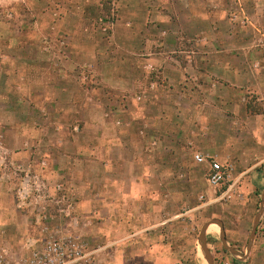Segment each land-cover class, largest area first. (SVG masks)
<instances>
[{
  "label": "rangeland",
  "instance_id": "1",
  "mask_svg": "<svg viewBox=\"0 0 264 264\" xmlns=\"http://www.w3.org/2000/svg\"><path fill=\"white\" fill-rule=\"evenodd\" d=\"M183 1L189 0H0V20L6 23L2 27L5 39L4 44L0 43V61L5 69H11L10 80L25 83L28 88L12 89L11 96L18 102L12 111L0 106V125L5 127L0 129V211L9 213L8 221L0 219V264H24L36 248L59 233L76 237L82 232L89 233L84 224L88 225L93 218L86 211L105 199L124 207L123 212L114 216L120 222L118 227L110 232L116 246H107L96 257V264L110 261L113 257L110 248L123 264H139L138 258L128 259L138 253L140 258L144 255L145 264H201L205 260L197 237L201 225L213 218L223 220L227 244L240 253L233 256L222 247L219 233L210 234L208 248L215 264H264V215L253 246L244 257L262 187L255 188L254 182L251 185L249 180L242 181L239 186L245 187V194L238 193L231 177L219 187L208 185V163L197 164L193 156L202 154L217 159L213 158L215 150L211 145H197L196 118H175L171 110L172 114L158 126L145 120L153 128L154 137H146L144 142L137 130L142 120L136 114L130 115L124 121L128 125L124 145L130 148H116L111 154L114 161L127 163L124 175L119 174V164H114L112 181L106 182L98 198H95L96 190L90 188L100 184L95 181L94 170L79 162L73 165L75 151L88 152L95 133L90 126L106 120L109 108L107 99L101 96L107 95V88L124 91L128 96L152 93L151 102L137 103L129 98V109L135 113L138 106H145L158 111L164 105L157 98L156 85L151 84L163 79L164 64L177 67V71L169 72L172 75L182 74L174 57L179 58L180 66L186 64V57L195 63L194 59L198 60L201 54L195 52L208 46L203 39L209 27L199 23L196 30H190ZM256 1L262 6L259 15L250 14L249 8L241 12L233 2L225 5L217 0H197L193 7L219 10L217 17L224 19L218 21L223 32L234 29L249 32L239 45L255 51L256 61H260L264 59V0ZM28 42L32 48L26 54L24 47ZM228 44L227 40L225 45ZM210 51L215 53L211 46ZM12 58H16L18 69L10 65ZM26 64L34 67L21 70ZM58 68L64 72L58 73ZM43 75L59 78L62 84L59 88L66 90L55 96L61 108L72 109L70 100L76 94V109L84 113V118H74L77 114L73 108L72 113L64 111L59 123L55 117L48 116L45 103H39L38 111L29 109L24 101L26 95L47 94L41 84ZM120 79L123 81L118 87L116 82ZM90 94L100 96H95L99 99L98 109L94 100L89 101ZM174 105L170 108H175ZM81 125L82 132L74 130V126ZM186 131H190L188 137ZM176 132H182L180 142L171 145L170 137ZM22 145H31V155L23 153ZM3 146L10 152L2 150ZM98 157L100 160L99 154ZM51 160H58L63 173L47 169ZM43 161L47 162L46 166ZM133 161L138 163L134 172L130 165ZM64 173L74 179L67 181ZM134 181L140 194L136 198L121 197L128 193V185ZM100 207L98 210L106 217L105 207ZM155 247L159 253L152 252ZM154 255L160 257L159 262L152 261Z\"/></svg>",
  "mask_w": 264,
  "mask_h": 264
},
{
  "label": "crops",
  "instance_id": "2",
  "mask_svg": "<svg viewBox=\"0 0 264 264\" xmlns=\"http://www.w3.org/2000/svg\"><path fill=\"white\" fill-rule=\"evenodd\" d=\"M217 1L223 2V4L225 5H227L228 3L231 4V2H233L237 10L239 9V11L241 12H244L245 9L249 8V12L252 15H259L262 9V6L258 5V1L256 0H249L247 4L244 3V0ZM195 2H197V0H189L188 2L183 1V5H185V8L187 10V20L189 23H191L188 28L194 31L198 28L199 23H201L202 25L206 24L207 27H209L207 30L208 34L204 36L203 40L205 43H208V46L202 47L201 52H195V54L201 53L200 56L197 57L198 60L194 59L195 63L192 62L191 57H186L188 61L183 66H180L181 63L179 62V58L174 57L177 60L176 61L174 59L175 64H177V66H179L184 72L182 74L173 73L172 75V73L169 72H171L172 70L177 71V67H175V65L173 66L164 64L163 72H161L162 75H164L163 79L160 82H152L151 84L152 87H155L156 85L157 91H159L157 98H159V102L163 104L164 107L157 111L156 108L154 109L152 107L146 108L145 106H138V108L134 111L135 113H131L127 102L128 99L130 98L132 101L137 100V103H140L141 101L145 102V100H147V102H151L154 96L149 92L148 94L139 95L137 93L133 96H128L124 91H113V89L107 88V95L101 96V98L107 99L106 104L109 108V113L106 114V120L104 121V123H94L90 126V130L95 131V133L91 144L88 146V152L76 153L75 151V159L73 163V165H78L77 162H79V165L85 164L86 167L89 166L91 170H94L95 175L93 176L95 177V181L97 183L100 182V184L97 186H90L92 190H96L97 192L95 198H98V192L102 191V189L106 187V182L110 183L112 181L110 179V175L111 169L114 167V164H119L118 166L121 167V172L119 173L120 175H122L127 165V163H119V161H114L115 158L111 157L113 150L116 148H123V150H128V148H130L125 147L124 145L127 144L125 142V139L128 135V125H126V122L124 121L129 118L130 115L136 114L137 117L142 120V123L139 127H137V130L139 131V135L141 136L140 138H142L145 142L146 137H154V130L150 125L147 126L144 122L149 120L154 122L155 126H158L159 124H161V120L171 115V110H174L175 118H185L188 120L196 118L198 126H196L197 128L195 131V141L197 145H201L202 143V145H209V147L212 146V150H215L213 158L215 157L217 159V162L219 161L220 163H228L232 166L233 172L231 178L236 183V185L234 186L235 192H243L245 194V187L243 185L239 186V183L242 181L247 182L249 180L251 185L254 182L253 186L255 185V188L262 187L260 195L261 200L264 192V59L256 61V56H254L255 51H252L251 49L245 50L239 45V42H243L245 38L248 37L249 32L241 31V29H234L230 32H223L218 23V21L224 20L222 19V17H217L219 16V10H211L209 8H203L204 10H199L195 8ZM14 5L17 6V4ZM194 5L195 7H193ZM203 5H205V3ZM239 14L241 13L239 12ZM227 20L230 21L232 19ZM244 24L245 23H243V25ZM5 25L6 23L0 20L1 44L3 43V39H5V35L2 32V27H4ZM227 40L229 44L225 45V42H227ZM209 45L215 51L214 54L209 53L211 52ZM1 48L2 47L0 46V49ZM31 48L32 46L30 42H28L24 47V51L26 52V54ZM227 55H229L230 57H227ZM12 61L13 62H10V65L14 64L15 68L18 69V66L16 67L15 65L16 58H12ZM1 62L2 61H0V78H2V80L0 79V106L5 105L6 108L12 111L13 109H15V106L18 102L11 96V92L17 87H23V90L28 88L25 87V83H16L10 80L9 75H11V69H5V67L2 66ZM31 66L32 65L26 64L24 67H21V70L28 71L29 67ZM42 68L44 70H47V68L45 67ZM62 72L64 71L58 68V73ZM43 76L44 77L41 84L45 89L43 91H46L47 94L26 95L28 96V98L24 99V101L28 103L29 109L38 111V109L41 107L39 103H45V106L48 108V116H50V118L52 116L55 117L59 123L62 122L61 117H64L62 115L64 114V111L68 110L66 112L72 113L73 108L74 112H76V114L78 115H74V118H84V113L81 112L80 109L79 111L76 109V97L74 96L76 94H73L70 100V106L72 107V109L61 108L59 100L57 99V97H55L56 95H59V93L66 91L59 88L62 87L61 81H59V78L57 79L52 75ZM122 81L123 80L120 79L119 82H116L119 84L118 87L120 86ZM70 84L71 82L68 81L67 85ZM132 84L135 85L136 82L133 81ZM49 87H53V89H50ZM120 89L122 90V88ZM248 94L252 95L249 96ZM90 95L91 97L89 98V101L94 100L96 105L95 108L98 109L99 104L97 103H99L98 97L100 96L97 94ZM96 95L98 97H95ZM174 95H176V97ZM182 97H184V100H182ZM103 99L102 101H104ZM122 103L123 105H121ZM172 104H175V108H170ZM42 113H44V111H42ZM91 114L94 115L92 111ZM155 119L159 121L157 122ZM4 128L5 127H2L0 125V129ZM112 128H114L113 132H111ZM146 128H148V130H146ZM185 128L187 129L188 126H186ZM74 130L77 132H82L83 127L82 125L79 127L74 126ZM189 132L190 131H186L185 133L187 134V137ZM181 136L182 132H176L172 134L170 137L171 145H177L178 142H180V139L178 138H180ZM189 144L193 143L189 142ZM22 146L23 153H28L29 155H31V145L30 147L28 145ZM73 148H76V146H74ZM1 149L10 152L8 147L6 146H3V148ZM98 154L101 157L100 160ZM50 162L51 164L48 163L47 169L50 168V170L52 169V172H55L57 174L60 172L63 173L60 168V164H58V160H51ZM87 162L88 165L86 164ZM43 164L46 166L47 162L43 161ZM130 165L131 167H133L134 172V168L138 166V163L134 164L133 161V163L130 162ZM239 169H242V171L239 172ZM64 174L67 181H72V179H74L70 174ZM74 176L76 179L77 174H75ZM129 177L132 178L131 176ZM80 179L82 180V178ZM127 191L128 193L121 194V197L127 196L130 198L132 195L134 198H136L135 195L140 194L139 185L136 183V181L129 183ZM90 193H93V191ZM80 201L88 206V203L83 199H81ZM99 205L101 207H105L106 217H103L101 215V210H98ZM91 207L92 210H89V212L86 211V213H89V215L92 214L93 221L88 222V225L87 223L84 224L85 229L87 230L88 226L90 232H82L77 237L87 246L86 252L90 255V261L88 264H96V257L101 252H103V250L106 249L107 246H110L111 244L113 246H116L115 242L111 240L112 238L110 237V232L113 233L114 229L118 227V224L120 222L118 220L116 221L114 216L115 214L119 213V211L123 212L122 209L124 205H120L119 202L117 203L114 201H109V199H105L100 200L97 205ZM7 214L9 213H7L5 210L0 211V219L2 220V222L5 220L8 221ZM212 220H217L222 224L226 239L227 234L225 232V226L223 220L220 218H213L205 221L200 227L199 234L203 225ZM213 225L217 226L220 238L219 226L216 224H211L210 226ZM207 230L205 232V240L206 248L209 251L207 236L213 233L217 234V232H207ZM198 237L197 243L201 251ZM109 251L113 252V257L110 259V261L106 260V264H123V262H121L122 260L119 261L120 257L115 256L114 249L110 248ZM152 252L159 253V249L155 247ZM237 253L239 252L237 251ZM141 257L142 258H140V254L138 253L137 255L129 256L128 259H131L130 261H133L134 259L138 258L141 264H145L146 259L144 258V255H142ZM211 257L213 258L212 255ZM152 261L159 262L160 257L154 255ZM205 262L207 263L206 260ZM213 263L215 264L214 259Z\"/></svg>",
  "mask_w": 264,
  "mask_h": 264
},
{
  "label": "built area",
  "instance_id": "3",
  "mask_svg": "<svg viewBox=\"0 0 264 264\" xmlns=\"http://www.w3.org/2000/svg\"><path fill=\"white\" fill-rule=\"evenodd\" d=\"M197 164L208 163L207 183L210 187H219L230 180L233 172L231 165H222L202 154H196ZM87 246L78 237L69 233H59L39 248H36L24 264H88L90 255Z\"/></svg>",
  "mask_w": 264,
  "mask_h": 264
},
{
  "label": "water",
  "instance_id": "4",
  "mask_svg": "<svg viewBox=\"0 0 264 264\" xmlns=\"http://www.w3.org/2000/svg\"><path fill=\"white\" fill-rule=\"evenodd\" d=\"M263 215H264V192H263V195H262V198H261V201H260L259 210H258V212L255 215L254 220H253L251 232H250V235H249V242H248V246H247V252H246V255L244 257H247L248 253L250 252V249H251V247L253 245V242H254V239H255L257 227H258ZM211 224H216V225L219 226V228H220V241H221V244H222V247L224 248V250L228 251L233 256H238L239 253H237L236 250L232 249L227 244L222 224L219 221H217V220H212V221H210V222H208V223L203 225V227L201 228L199 237H198V242H199V245L201 247L202 254H203L205 260L207 261V264H214L213 263V258L211 257L209 251L206 248V240H205V232H206V230L208 229V227Z\"/></svg>",
  "mask_w": 264,
  "mask_h": 264
},
{
  "label": "bare ground",
  "instance_id": "5",
  "mask_svg": "<svg viewBox=\"0 0 264 264\" xmlns=\"http://www.w3.org/2000/svg\"><path fill=\"white\" fill-rule=\"evenodd\" d=\"M209 231H216L218 233V228L217 226L213 225V226H210L209 229L207 230V232ZM201 264H206V263L202 261Z\"/></svg>",
  "mask_w": 264,
  "mask_h": 264
},
{
  "label": "trees",
  "instance_id": "6",
  "mask_svg": "<svg viewBox=\"0 0 264 264\" xmlns=\"http://www.w3.org/2000/svg\"><path fill=\"white\" fill-rule=\"evenodd\" d=\"M252 102V101H251Z\"/></svg>",
  "mask_w": 264,
  "mask_h": 264
}]
</instances>
